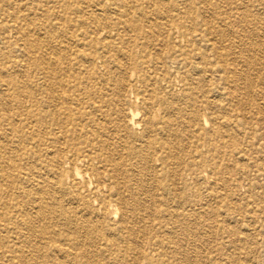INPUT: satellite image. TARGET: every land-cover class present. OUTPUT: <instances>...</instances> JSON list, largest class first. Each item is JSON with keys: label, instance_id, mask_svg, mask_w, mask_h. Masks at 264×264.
<instances>
[{"label": "rangeland", "instance_id": "1", "mask_svg": "<svg viewBox=\"0 0 264 264\" xmlns=\"http://www.w3.org/2000/svg\"><path fill=\"white\" fill-rule=\"evenodd\" d=\"M93 1L0 0V264H62L54 257L42 256V250L36 256L35 247L44 244L27 239L17 206L5 208L1 204H14L10 187L19 182L18 165H24L13 154L2 152L9 146L18 147L22 134L32 132L29 126L22 128L20 121L25 117L17 111V97L19 92L23 91L24 95L28 91L27 83L46 81L36 71L34 44L51 38L59 40L68 33L66 25L70 21L76 23L94 17L120 27L124 23L145 27L146 22L137 18V11L147 12V17L152 18L155 11L170 7L175 9L174 13L201 11L209 22L207 30L198 28L194 43H184L185 58L193 61L194 67L183 66L175 80L186 81L184 84L189 88L201 87L202 95L208 93L213 104L200 111L207 121L201 128L207 131L204 134L208 148L201 149L200 155L195 154V163L185 159L188 152L182 150L183 146L166 163L161 182H153L150 172L144 182L147 242L151 248L147 255L152 257V264H264V0H244V5L241 0H235L237 3H231L232 0H115L107 3L105 13L93 9ZM232 15L236 18H231ZM50 25L62 28L51 32ZM182 26L191 27L185 22ZM208 31V45L216 47L215 51L205 48L203 35ZM122 35L128 39L134 34L128 31ZM112 40L120 47L119 40ZM114 55L118 62L100 67L93 81H109L110 92L117 81H142V73L139 70L131 73L122 52ZM152 59L148 55L147 98L155 81H160L157 75L162 74L153 71L157 63L154 65ZM54 64L59 70L65 67L57 55H45V74L61 78ZM72 69L71 81L85 77L82 67L79 70L72 66ZM121 69L125 70L122 76ZM179 89L177 83L175 94L182 97ZM219 93L226 94L228 99ZM194 98L200 99V94L194 93ZM155 99L160 98H152ZM176 115V111L170 116L158 111L150 113L147 119L154 125L161 124L163 117L176 126ZM235 121L237 125L232 126ZM221 122L231 126H220ZM183 134L189 139L185 131ZM29 172L22 170L21 177ZM113 213L109 208L107 219H112ZM119 213L116 211L114 220L119 219ZM16 231L19 239H15ZM82 250L78 247L72 251L75 264L133 262L131 259L109 262L107 254L97 257ZM139 263L148 264L147 261Z\"/></svg>", "mask_w": 264, "mask_h": 264}, {"label": "bare ground", "instance_id": "2", "mask_svg": "<svg viewBox=\"0 0 264 264\" xmlns=\"http://www.w3.org/2000/svg\"><path fill=\"white\" fill-rule=\"evenodd\" d=\"M114 1L94 0L92 8L105 13L107 3ZM241 3L244 5L245 1ZM174 11L173 7L160 9L152 18L147 17V12L137 11V18L144 19L145 27L130 23L120 27L94 17L70 21L66 25L68 33L59 40L51 38L34 44L36 71L46 81L27 83L28 91L24 95L19 92L17 97V111L25 117L20 121L22 128L29 126L32 132L22 134L18 147L9 146L2 152L13 154L24 165H18L19 182L10 187L14 204H1L5 208L17 206L27 239L44 244L35 247L36 256L42 250V256L54 257L62 264H75L72 251L80 247L91 256L107 254L109 262L131 259L132 264L140 261L152 264V257L147 255L151 248L147 242L144 182L149 172L153 182H161L166 163L183 146L182 150L188 152L185 159L195 163V154L200 155L201 149L208 148L204 134L207 131L201 128L207 121L200 111L213 104L208 93L202 95L201 87L189 88L184 84L186 81L175 80L183 66L194 67V62L185 58L184 43H194L198 28L207 30L209 22L201 11L193 14ZM198 19L202 22L198 23ZM183 22L191 25L190 29L183 27ZM57 26L50 25L51 32L62 28ZM128 31L134 35L125 39L122 34ZM208 35L210 31L203 35L205 48L215 51L216 47L208 45ZM112 39L119 40L120 47ZM229 46L230 43L226 49ZM120 52L131 73L138 70L142 73V81H117L110 92L109 81L93 80L100 67L118 62L114 53L119 56ZM47 54L57 55L59 63L65 66L59 70L53 65L61 78L45 74ZM148 55L154 65L157 63L153 71L162 74L157 75L160 81H155L147 98ZM72 66L86 71L81 81H71ZM120 73L122 76L125 70ZM177 83L182 97L175 94ZM194 93L200 94V99H195ZM219 95L228 99L226 94ZM157 97L160 99L152 100ZM158 111L169 116L176 111V126L163 117L161 124L153 125L147 116ZM219 125L231 126L222 122ZM29 144L32 146L27 148ZM24 169L34 172L23 174L24 179L21 177ZM109 208L114 210V217L116 211L120 212L118 220L107 219ZM15 236L20 238L17 231Z\"/></svg>", "mask_w": 264, "mask_h": 264}]
</instances>
